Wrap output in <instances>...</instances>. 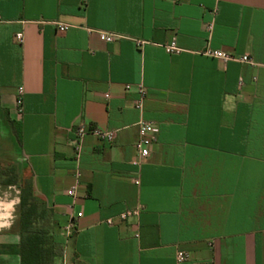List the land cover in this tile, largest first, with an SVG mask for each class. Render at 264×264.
<instances>
[{
  "label": "crops",
  "instance_id": "0c3cea01",
  "mask_svg": "<svg viewBox=\"0 0 264 264\" xmlns=\"http://www.w3.org/2000/svg\"><path fill=\"white\" fill-rule=\"evenodd\" d=\"M0 109L21 125L55 264H264V0H0ZM141 120L157 139L146 158ZM82 125L115 140L86 136L77 158ZM17 189L0 186V216ZM20 244L17 218L0 229V264H21Z\"/></svg>",
  "mask_w": 264,
  "mask_h": 264
},
{
  "label": "trees",
  "instance_id": "16d2710c",
  "mask_svg": "<svg viewBox=\"0 0 264 264\" xmlns=\"http://www.w3.org/2000/svg\"><path fill=\"white\" fill-rule=\"evenodd\" d=\"M5 116V124L11 131L14 164L4 166L0 163V186H15L20 189V207L18 213V226L21 235V244L15 250L21 257V264H55L62 254V245L50 237L46 225H38L40 221L48 218V210L36 195L31 177L22 179L19 169L21 154V125L9 118L7 111L1 110ZM12 250V249H11Z\"/></svg>",
  "mask_w": 264,
  "mask_h": 264
},
{
  "label": "built area",
  "instance_id": "2783aa9c",
  "mask_svg": "<svg viewBox=\"0 0 264 264\" xmlns=\"http://www.w3.org/2000/svg\"><path fill=\"white\" fill-rule=\"evenodd\" d=\"M208 30L212 29V25H208ZM60 31H65L66 26L59 25ZM101 40L105 42H113L118 38V35L112 34V33H103L99 32ZM17 40L19 42L23 41V36L21 34L17 35ZM145 44L144 41H137V45L143 46ZM164 49L169 54H178L182 52V50L176 45L175 41H172L169 44L164 45ZM205 57L221 60L223 62H237L242 64H249L254 65L253 59L249 55H244L241 57H236L233 54L221 51V50H214L211 48H207L204 52L201 53ZM127 89H130V87L127 86ZM137 92L139 94V101L136 104V108L139 111L143 110V102L146 97V91L142 86L137 87ZM23 95V89L19 90V100L18 103L21 104V96ZM138 129H139V139L136 144V148L138 153L141 157L146 158L150 153L151 146L157 141L156 135L154 132V126L151 122H147L144 120H141L138 123ZM86 136H93L97 138L98 140L106 143H113L115 140V132L114 131H108V130H101L98 128H90L86 125L79 126L75 129L74 132V138L72 140V144L76 151L77 158L80 156L81 149H82V143L83 139ZM68 195L70 197L76 196V186H73L69 191ZM139 214V211H132V212H126L122 215H120L121 221H127L129 218H132L133 216H137ZM82 217V213L79 212L76 217L71 220V222L65 227V234L67 238H70L73 235L75 226H76V220ZM107 223L109 225L113 224L112 220H108ZM188 256L184 252H178L177 254V261L178 263H183L187 260Z\"/></svg>",
  "mask_w": 264,
  "mask_h": 264
},
{
  "label": "rangeland",
  "instance_id": "374dc122",
  "mask_svg": "<svg viewBox=\"0 0 264 264\" xmlns=\"http://www.w3.org/2000/svg\"><path fill=\"white\" fill-rule=\"evenodd\" d=\"M4 121L5 116L0 113V163L7 166L14 164L15 153L13 152L11 131L5 124H3ZM19 175L22 179L29 178L27 174L21 173V169H19Z\"/></svg>",
  "mask_w": 264,
  "mask_h": 264
},
{
  "label": "clouds",
  "instance_id": "9594fccd",
  "mask_svg": "<svg viewBox=\"0 0 264 264\" xmlns=\"http://www.w3.org/2000/svg\"><path fill=\"white\" fill-rule=\"evenodd\" d=\"M17 195L7 205H5V215L0 216V229L10 228L18 218L16 215V209L20 205L21 200L19 197V190H16Z\"/></svg>",
  "mask_w": 264,
  "mask_h": 264
}]
</instances>
